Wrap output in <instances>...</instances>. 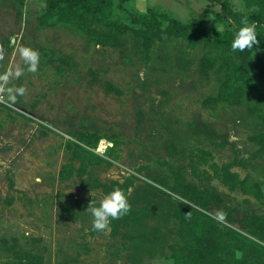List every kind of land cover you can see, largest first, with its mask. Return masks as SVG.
I'll return each mask as SVG.
<instances>
[{"label":"rangeland","instance_id":"rangeland-1","mask_svg":"<svg viewBox=\"0 0 264 264\" xmlns=\"http://www.w3.org/2000/svg\"><path fill=\"white\" fill-rule=\"evenodd\" d=\"M47 1L0 0V75L27 89L12 106L0 102V264H175L177 242L197 240L188 226L196 212L227 243L233 231L249 236L238 218L264 214V149L255 140L264 102L251 94L215 101L234 68L231 26L216 20L224 0H130L126 10L114 0L104 16L80 18L106 43L69 16L45 22ZM229 3L246 18L257 9ZM150 9L185 24L202 17L203 29L190 42L164 25L146 51L128 12ZM23 47L39 52L36 73ZM77 147L97 157L82 162ZM226 164L253 178L262 197L225 186L215 169ZM129 179L131 212L93 231L89 204ZM193 191L207 193L211 208Z\"/></svg>","mask_w":264,"mask_h":264},{"label":"trees","instance_id":"trees-1","mask_svg":"<svg viewBox=\"0 0 264 264\" xmlns=\"http://www.w3.org/2000/svg\"><path fill=\"white\" fill-rule=\"evenodd\" d=\"M119 8L126 10L125 4L130 0H118ZM211 1V0H209ZM114 0H48L47 15L44 19L56 16L67 17L72 24L76 25L89 37L97 42H110V38L92 29V22H84L80 18L89 16L92 19L104 16L111 10ZM250 7H256V11L248 18L242 14L234 15L231 11L229 0L222 3V13L216 14V20L229 21L231 29L230 42L226 45L234 56V68L228 71L229 78L220 89L216 102L229 101L240 98L246 94L256 95L264 102V60L257 54L264 55V0H247ZM149 16H136L130 12L133 23L141 27L146 51L152 49L156 36L161 28H167L177 36L185 37L190 42L203 29L202 17L193 24H185L178 19L154 9L149 10ZM232 18H235L233 21ZM248 19V23H256V34L259 45H254V49L244 52L232 51L231 44L238 29L243 26V20ZM235 58L242 59L245 66L238 65ZM256 142L264 149V132L255 138ZM79 151L78 159L82 162L88 157H97L96 154L86 150L84 147H77ZM82 155H84L82 157ZM81 158V159H80ZM230 164L224 165L221 169H215L218 179L230 189H240L244 193L252 194L257 198L262 197L261 187L251 177L242 179L238 173L232 172ZM133 181L127 180L123 184H118L127 195ZM193 199L202 209L211 208V199L207 193L193 191ZM240 223L245 227L248 235L237 237L233 231L234 243H227L223 237V232L215 226L214 221L205 213L196 212L188 218V226L196 236V239H186L178 241L173 248V258L175 264H257V261L264 257V246L257 241L264 243V214L254 217H240ZM206 244V246L203 245ZM232 247V248H231ZM23 264V263H17Z\"/></svg>","mask_w":264,"mask_h":264},{"label":"clouds","instance_id":"clouds-1","mask_svg":"<svg viewBox=\"0 0 264 264\" xmlns=\"http://www.w3.org/2000/svg\"><path fill=\"white\" fill-rule=\"evenodd\" d=\"M242 27L236 32L231 44L232 51L244 52L246 50L254 49V45H259V40L256 34V23L251 24L245 19L241 22ZM218 29V26H217ZM21 59L26 65V70L29 73H36L40 64V54L37 50H33L28 47L19 49ZM3 59V55L0 54V60ZM23 70H18L15 76L19 78L24 75ZM10 73H4L0 75V102L6 104V106H12L17 102V97L25 96L27 89L25 87H7L9 84ZM7 95V100L4 99V95ZM132 210V206L129 203L128 196L125 192L117 187L110 193L104 196L100 200L99 206H96V202L92 200L87 208V212L92 217V229L96 232L110 231L111 222L113 220H120L124 216L128 215Z\"/></svg>","mask_w":264,"mask_h":264}]
</instances>
